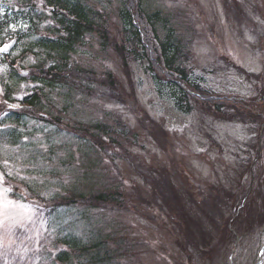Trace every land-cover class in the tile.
<instances>
[{"label": "rangeland", "instance_id": "obj_1", "mask_svg": "<svg viewBox=\"0 0 264 264\" xmlns=\"http://www.w3.org/2000/svg\"><path fill=\"white\" fill-rule=\"evenodd\" d=\"M9 1L20 18L6 27L26 30L22 0ZM86 1L110 39L104 46L96 31L86 35L70 59L75 73L44 95L40 108L65 129L5 121L9 67L0 56V264H69L58 257L99 241L102 248L70 264L94 253L111 257L99 264H264V0H143L161 16L160 39L172 29L179 42L175 64L192 84L189 112L128 41L124 0ZM43 4L38 11L51 16ZM5 13L0 0V21ZM10 53H20L18 44ZM34 86L13 87L15 100ZM197 91L209 100H197ZM95 125L97 142L71 128ZM109 191L118 192L114 206L51 205ZM34 197L37 206L27 201ZM42 200L52 209H41Z\"/></svg>", "mask_w": 264, "mask_h": 264}, {"label": "trees", "instance_id": "obj_2", "mask_svg": "<svg viewBox=\"0 0 264 264\" xmlns=\"http://www.w3.org/2000/svg\"><path fill=\"white\" fill-rule=\"evenodd\" d=\"M43 1L45 2V6L52 8L51 16L47 15L46 17V13L44 14V12H39L37 9V2L35 0H22L20 6L22 9L19 12H23L25 17L29 18L28 22L31 26L24 31L12 32L9 27H6L10 24L9 19L13 17L12 15H15L17 19L20 17L18 12L15 11V5L11 4V1L9 0H3L6 5V17L4 21H0V46L3 45L11 36H15L20 50V53L17 56H13L10 53L3 54L1 57V60L4 63L11 66L8 68V74L6 76L8 80H5L4 84L5 101H15L13 87L26 82H29V84H35L32 92L23 98L24 102L30 107L21 111H8L5 116V121L21 124L25 123L27 119H31L40 123L51 125L52 127L55 126L56 129L57 127L65 129L66 125L62 122L61 118H52L49 113L40 108L42 107L44 95H47V91L63 87V85L65 86V84H67L66 79L68 78V75L75 73L74 70H72L70 59L76 52V47L83 43L86 35L96 31L100 35V38H102V45L104 46L107 44L110 36L103 25L104 23L102 24L99 22L102 21V15L89 5L86 0ZM123 2L124 4L120 9V14L124 31L125 33H129V35L127 34L128 41L133 40L138 43L140 48L143 50V58L148 60L150 63L149 69L154 72L156 77L166 80L174 86V98L177 107L184 112L191 111V83L187 79L185 71L175 64L177 58L176 53L179 49V42L175 39L173 30L169 29L164 37L165 40H161L157 28V24L161 22L159 12L149 13L144 7L143 0H124ZM9 13L12 14L9 15ZM48 18L54 22L53 24H48L44 27L42 25V21ZM151 32L158 44L161 46V50H159L160 54L151 43ZM115 44L120 47L119 44L121 43ZM122 48L124 47H121L120 49ZM38 53L39 55L44 53L46 58L37 59V64L35 65L25 64L28 56L37 58ZM127 54H129V51ZM48 61H50L49 64H47ZM25 69L28 71L27 74L21 73V70ZM172 72L179 73V76H174ZM86 75L89 79L95 78L91 73H86ZM201 95L204 100H209V97L206 98L203 94ZM2 111H4V109ZM41 113H44L43 115L48 117H41ZM50 118H52V120ZM101 127V125H95L92 128H71L76 133L80 134L77 135L78 138L80 137V139H83L84 141H90L91 138H96L97 133L95 132L101 129ZM97 140L95 139V142H97ZM172 190H174V188H172ZM171 194L174 195V193ZM71 195H73V197L67 200H52L51 205L55 209L63 206L59 204L61 202L67 203L68 206L80 205L85 207H106L108 205L114 206L116 203H119L118 199L116 200L118 192L115 191L100 192L96 195L91 194L90 197H86L83 194H79L78 196L74 193ZM174 196L177 203L180 204L183 201V199L181 200L177 194ZM54 209L53 211H55ZM185 216L186 214L183 213L182 219H184V221L186 220L184 218ZM188 228L189 227L186 224V227H182L181 230L184 231L185 235H187L192 241V237L189 235L190 230L188 231ZM103 245H105L104 241L95 242L91 245L83 244L81 249L73 250L68 255L62 254L58 257V260L63 262V259H67L66 261L70 264L73 256H75L77 261L78 257L84 256L83 254L89 253L91 250H99ZM190 245L192 248L193 246L194 248L196 247L194 242H191ZM99 257L100 256L98 254L94 253L92 257H89V260H85L84 263L81 262L79 264H99L100 262L110 261L111 259V257ZM76 261H74V263Z\"/></svg>", "mask_w": 264, "mask_h": 264}, {"label": "snow or ice", "instance_id": "obj_3", "mask_svg": "<svg viewBox=\"0 0 264 264\" xmlns=\"http://www.w3.org/2000/svg\"><path fill=\"white\" fill-rule=\"evenodd\" d=\"M7 49V45L3 49H0V51H5Z\"/></svg>", "mask_w": 264, "mask_h": 264}, {"label": "water", "instance_id": "obj_4", "mask_svg": "<svg viewBox=\"0 0 264 264\" xmlns=\"http://www.w3.org/2000/svg\"><path fill=\"white\" fill-rule=\"evenodd\" d=\"M11 48V46H9L5 51H8Z\"/></svg>", "mask_w": 264, "mask_h": 264}, {"label": "bare ground", "instance_id": "obj_5", "mask_svg": "<svg viewBox=\"0 0 264 264\" xmlns=\"http://www.w3.org/2000/svg\"><path fill=\"white\" fill-rule=\"evenodd\" d=\"M52 201V200H51Z\"/></svg>", "mask_w": 264, "mask_h": 264}]
</instances>
